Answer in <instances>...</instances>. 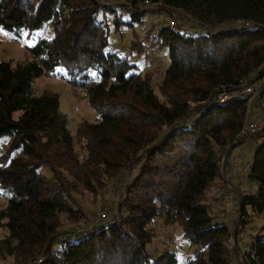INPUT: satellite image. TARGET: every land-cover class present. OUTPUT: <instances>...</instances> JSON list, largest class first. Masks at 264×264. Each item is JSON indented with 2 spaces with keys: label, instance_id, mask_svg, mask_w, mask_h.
Wrapping results in <instances>:
<instances>
[{
  "label": "trees",
  "instance_id": "1",
  "mask_svg": "<svg viewBox=\"0 0 264 264\" xmlns=\"http://www.w3.org/2000/svg\"><path fill=\"white\" fill-rule=\"evenodd\" d=\"M122 1L131 21L126 25L140 22L148 8L169 20L131 46L138 52L146 45L166 48L160 97L136 65L106 51L109 24L100 11L112 7L99 0H0V27L14 39L44 25L51 30L26 49L29 61H0V138L8 137L0 154L1 197L7 200L0 209L6 231L0 255L14 264L38 255L42 264H232L233 229L205 200L215 182L225 181V146L252 134L238 138L246 108L257 109L258 130L262 119L257 104L238 92H227L222 103L207 100L246 78L264 83V0ZM112 23L119 32L122 22ZM41 75H61L98 121H81L74 137L57 95L33 92L32 80ZM260 107L264 117V92ZM248 137L259 141L248 172L257 189L240 194L236 243L247 208L264 213V127ZM43 166L50 176L41 174ZM113 183L122 185L125 198L111 223L84 236L54 238L61 214H70L74 224L83 216L71 204L73 194L97 197ZM153 223L177 224L197 247L195 255L179 263L171 251L151 252ZM235 253L238 264H264V234Z\"/></svg>",
  "mask_w": 264,
  "mask_h": 264
},
{
  "label": "rangeland",
  "instance_id": "2",
  "mask_svg": "<svg viewBox=\"0 0 264 264\" xmlns=\"http://www.w3.org/2000/svg\"><path fill=\"white\" fill-rule=\"evenodd\" d=\"M99 1L114 9V12L100 11V16L103 13L105 20L109 24L106 51L115 53L118 58L125 59L128 64L136 65L141 75L144 74V76L148 78L153 87L154 94L160 97L158 86L169 65L166 48L146 45L141 52H138L137 49H134L135 47L132 49L131 46L134 41L141 39L147 31L155 33L162 25L163 20L169 22L165 17V12H161L158 8L145 9L149 12H146L141 17L140 22L135 21L132 23V26H130L125 24L131 21L129 12L125 7H122V0ZM114 18H118L122 22L117 24L119 32H116L114 29V23H112ZM224 28L225 27L222 29ZM199 31H201V29L198 28L195 33H199ZM50 35V27L44 25L39 29L22 31L19 37L14 39V36L10 32L0 27V61H8L12 66L17 63L29 61L30 58L26 55V49L33 46L37 39L48 38ZM262 66L263 65L257 68L256 73L262 69ZM60 76L61 75H41L32 80L31 88L35 94L48 91L57 95L58 108L61 112L66 114L68 129L75 137L76 129L81 121L95 123L98 121V116L89 107L82 94H73ZM242 81H245L247 84L255 85L252 103H256L257 93L260 88L264 86V83L261 84V82H257L255 77L246 78ZM209 98L207 101L212 103V99ZM258 111L260 112L259 108ZM252 112L257 116L260 126V117L257 115V109L252 110ZM7 139V136L0 138V154L3 153L2 146L7 143ZM257 143H259V141H254L249 137H245L242 141L240 140V142L234 140L231 144L229 143L225 146L226 150L221 162V173L223 175L222 177L225 179L223 182L224 185L222 182H215L214 185L210 187L205 200V203L211 210V214L226 222L229 228L233 229L232 237L229 240L231 250L233 251L232 264H238L239 261L235 253L236 246L239 245V249L242 252L245 249V244L251 240V237L259 233L264 234V213L261 216H256L252 214L250 207H248L247 211L249 215L246 219L247 223L236 243V234L239 229L237 204L240 194H242V192L252 194L257 189V185L248 180L249 165ZM232 147H234L233 151L226 157L227 152H230ZM75 150L80 154L77 143ZM229 157L231 159L230 167L235 165L234 175L232 173L225 175V171H230L229 168H226L227 166L229 167ZM245 168H247L246 178L240 175ZM40 172L45 176H50L49 168L46 166H43ZM237 173L238 175H235ZM128 182L129 181L126 179L124 184L127 185ZM108 189V191L105 190L102 194L100 192L97 197L84 190H79L76 194H73V202L71 204L74 209L81 210L83 216L79 222L74 224L71 221L70 214H61L58 219L60 226L57 228L54 238L59 241L66 236H84L88 234V232L95 233L103 228V226L106 227L107 224L111 223L118 213L117 209L119 203H121L122 198H125V191L119 183L111 184ZM6 203L7 200L1 197L0 190V209L5 208ZM101 214L107 216L103 221L98 219ZM103 223H106V225L100 227ZM177 227V224L165 227L160 223H153L154 237L149 246V250L151 252L155 251L157 254L166 250L171 251L176 254L179 263H182L187 257H193L195 255L197 247L189 245ZM5 235L6 231L0 226V240L3 239ZM0 264L14 263L11 258L3 259L0 255Z\"/></svg>",
  "mask_w": 264,
  "mask_h": 264
},
{
  "label": "built area",
  "instance_id": "3",
  "mask_svg": "<svg viewBox=\"0 0 264 264\" xmlns=\"http://www.w3.org/2000/svg\"><path fill=\"white\" fill-rule=\"evenodd\" d=\"M169 25L173 26L174 24L170 22ZM254 90H255L254 84H247L245 81H240V83H238L237 86L230 87L227 90H222V92L218 93L217 95H213L210 99H212L211 100L212 102L218 101L219 103H222L225 100V95L227 94V92L229 93L238 92L240 95L244 96L245 99H247L248 104L250 103L252 104V99H254L253 96L255 93ZM258 128H259V123H258L257 116L254 115L253 112H250L246 108V112H245L244 119L241 125V130L238 134V138L249 132H251L252 134H255L258 131ZM246 172H247V168L243 169L240 175L246 178L247 177ZM106 217L107 216H105L104 214H101L98 217V219L103 221V219H106ZM103 225H106V223L101 224L100 227H102ZM36 258L29 260L26 264H42L43 263L44 257H41L39 255Z\"/></svg>",
  "mask_w": 264,
  "mask_h": 264
},
{
  "label": "water",
  "instance_id": "4",
  "mask_svg": "<svg viewBox=\"0 0 264 264\" xmlns=\"http://www.w3.org/2000/svg\"><path fill=\"white\" fill-rule=\"evenodd\" d=\"M263 92H264V86H262V87L260 88V90L258 91L257 96H256V103H257V106H258V108H259V110H260L261 119H262V121H261V128H260V130L257 131V133L260 132V131L263 129V127H264L263 111H262V109H261V107H260V96H261V94H262ZM212 96H213V95H212ZM212 96H211V97H212ZM233 148H234V147H232V149H233ZM232 149H230V150H232ZM228 154H229V151L227 152L226 157L228 156ZM234 235H235V232H234Z\"/></svg>",
  "mask_w": 264,
  "mask_h": 264
},
{
  "label": "crops",
  "instance_id": "5",
  "mask_svg": "<svg viewBox=\"0 0 264 264\" xmlns=\"http://www.w3.org/2000/svg\"><path fill=\"white\" fill-rule=\"evenodd\" d=\"M228 164H229V167L227 166L226 168H229L230 169V171H226V174L225 175H228V174H230V173H232V172H234L235 171V165L234 166H231L230 167V165H231V159H230V157L228 158ZM233 170V171H232ZM237 175H238V173H237Z\"/></svg>",
  "mask_w": 264,
  "mask_h": 264
},
{
  "label": "clouds",
  "instance_id": "6",
  "mask_svg": "<svg viewBox=\"0 0 264 264\" xmlns=\"http://www.w3.org/2000/svg\"><path fill=\"white\" fill-rule=\"evenodd\" d=\"M210 98H211V97H210ZM210 98H209V99H210ZM248 136H249V135H247V137H248Z\"/></svg>",
  "mask_w": 264,
  "mask_h": 264
}]
</instances>
